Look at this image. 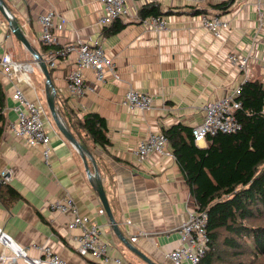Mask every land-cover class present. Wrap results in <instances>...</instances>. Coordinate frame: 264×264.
Listing matches in <instances>:
<instances>
[{
  "label": "crops",
  "instance_id": "1",
  "mask_svg": "<svg viewBox=\"0 0 264 264\" xmlns=\"http://www.w3.org/2000/svg\"><path fill=\"white\" fill-rule=\"evenodd\" d=\"M2 1L31 49L42 57L56 55L55 67L47 66V70L58 122L47 105L43 73L31 53L6 29L7 19L0 11V54L8 52L14 61L23 63L28 77L31 64L44 84L36 89L29 82L21 83L19 88L27 100L42 106L51 148L47 165L39 149L28 147L8 131V123L15 119L14 87L1 71L0 172L8 169L12 177L10 183L0 177L1 231L30 258L39 257L37 247L45 246L68 264H102L78 252L80 230H69L70 213L49 210L50 203L72 199L77 213L98 226L109 257L121 264H161L164 255L179 246L178 227L188 212L197 211V205L169 144L167 150L173 156L153 154L143 162L137 159V147L150 135L173 126L200 124L207 103L224 98L246 82L259 81L264 87V15L260 27L256 0H134L133 16L143 4L155 3L167 28L156 33L133 20H119L123 28L110 36L103 29L113 23L98 24L104 15L98 0ZM223 3L228 4L215 8ZM51 8L65 23L54 20L59 43L47 49L39 40L36 17ZM194 11L219 14L230 27L215 37ZM79 40L100 46L120 79L106 73L104 81L98 82L92 70L82 69L85 94L72 98L66 92L67 81L77 65L73 55L62 53ZM249 50L255 58L246 77L229 63L228 56L245 55ZM129 88L150 95L152 110L143 114L123 107ZM93 114L105 122L106 144L94 142L82 125ZM196 145L206 148L208 141ZM99 181L113 222L99 199ZM99 210L104 213L99 215ZM133 237L139 238L132 242ZM17 264L24 263L19 260Z\"/></svg>",
  "mask_w": 264,
  "mask_h": 264
},
{
  "label": "built area",
  "instance_id": "2",
  "mask_svg": "<svg viewBox=\"0 0 264 264\" xmlns=\"http://www.w3.org/2000/svg\"><path fill=\"white\" fill-rule=\"evenodd\" d=\"M98 1L104 11V15L98 21V24L102 27L113 23L117 19L122 21L130 19L144 27L151 28L156 33L167 28L166 22L161 16L150 19H140L136 14L133 16L131 8L134 0ZM256 9L260 27H262L264 0H256ZM5 14L9 20L13 19L8 12L5 11ZM200 17L204 29L215 37H219L222 30H227L230 27L229 23L218 14L201 15ZM56 19L62 24L65 23V20L53 8L38 14L36 17L40 32L39 40L48 48L54 47L59 43L55 34L54 20ZM6 29L11 32L8 21ZM62 55H73L77 65V68L68 77L67 81L66 92L72 98H79L85 94L84 81L81 74L82 69L92 70L98 82L104 81L106 73H110L116 80L120 79L119 75L114 71L111 59L100 46L79 40L75 45L65 47ZM42 58L46 67H55L57 62L56 55ZM254 58V51L249 50L245 55L230 54L228 61L236 70L247 77L250 62ZM32 61L38 65L34 57H32ZM1 71L14 87V93L11 98L14 102L12 111L15 113V119L8 123V131L14 138L22 139L28 147L39 149L43 161L48 165L51 148L45 129L42 106L27 100L19 88L21 83H28L30 80L26 71H24V64L14 61L10 53L4 52L0 54ZM242 85L233 89L224 98L205 105L202 122L191 128V135L196 144L205 142L208 137H213L216 134H232L240 129L236 113L242 108L239 100ZM121 104L129 111H139L143 114L152 110V98L150 95L132 88L126 91ZM261 114L264 116V108ZM168 144V139L163 133L152 134L139 143L135 154L139 162H143L153 154L173 156L167 150ZM0 177L1 181L5 183H10L12 180L8 169L1 171ZM49 210L60 214L70 213L72 218L68 222V228L69 230H80L76 242L78 243V252L81 255L100 260L102 264H121L120 260L109 257L107 245L100 241L98 226L90 224L87 217H82L77 213L72 199L50 203ZM103 213V210L98 211L99 215ZM206 223L207 215L205 212H188L177 230L179 246L175 250L166 253L161 264H200L202 257L209 249ZM138 238L133 237L132 242H136ZM37 249L40 252L39 257H28L25 250L0 229V264H17L19 260L23 261L24 264H68L48 247L39 246Z\"/></svg>",
  "mask_w": 264,
  "mask_h": 264
},
{
  "label": "trees",
  "instance_id": "3",
  "mask_svg": "<svg viewBox=\"0 0 264 264\" xmlns=\"http://www.w3.org/2000/svg\"><path fill=\"white\" fill-rule=\"evenodd\" d=\"M193 14L201 16L204 11ZM160 15L155 3H145L138 10L140 19ZM121 28L117 19L103 29V34L114 35ZM241 87L237 132L208 137L206 148L196 145L191 128L176 125L162 132L186 176L197 211L207 215L209 249L200 264H264V87L259 81ZM3 108L0 86V133ZM82 125L94 142L108 143L103 119L89 115Z\"/></svg>",
  "mask_w": 264,
  "mask_h": 264
},
{
  "label": "water",
  "instance_id": "4",
  "mask_svg": "<svg viewBox=\"0 0 264 264\" xmlns=\"http://www.w3.org/2000/svg\"><path fill=\"white\" fill-rule=\"evenodd\" d=\"M0 11L3 13V15L7 19L8 23L10 24L12 34L31 53V56L34 57L37 60V64H38L37 66L40 68V70L43 73V75L45 77V80H46L45 87H46V93H47V97H48L47 105H48L49 111L52 114V116L56 119V121L58 122V118H57L56 110H55V104H54L55 93H54L53 90H51L52 82L50 80V76H49L47 67H46V65H45V63L43 61L42 56L39 55L38 52H35V51H33L31 49L28 41L26 40V38L22 34L19 26L16 24L14 19H12V18H11L12 20L8 19V17L5 14V11L6 12H8V11H7V9L5 7V4H4V2L2 0H0ZM68 136H69V138H71L70 135H68ZM72 141H73V143H75L74 146L79 151V153L85 157V155L83 153V150L80 148V146L77 145V143L73 139H72ZM88 157L90 158L89 155H88ZM98 184L99 185L97 186L98 187L97 193H98L99 199H100V201L102 203V206L104 208L105 213L107 214L109 219L113 222V219H112V216H111V212H110V208H109L108 202L106 200V197H105V194H104V190L101 187L100 181L98 182Z\"/></svg>",
  "mask_w": 264,
  "mask_h": 264
},
{
  "label": "rangeland",
  "instance_id": "5",
  "mask_svg": "<svg viewBox=\"0 0 264 264\" xmlns=\"http://www.w3.org/2000/svg\"><path fill=\"white\" fill-rule=\"evenodd\" d=\"M28 72H29V77H30V80H31V81L29 80V83H31V85L33 86V88H36V89L39 88V89H41L42 86H44V84H43V82H42V80L40 78H39L40 80L37 79L36 72H34V67L31 66V64L28 66ZM42 103H43V108L46 111V116H47V115H49V111L47 109L46 104L43 102V100H42Z\"/></svg>",
  "mask_w": 264,
  "mask_h": 264
}]
</instances>
